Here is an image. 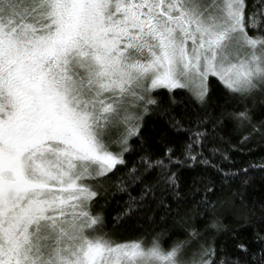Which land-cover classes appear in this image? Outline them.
<instances>
[{
    "label": "snow or ice",
    "instance_id": "1",
    "mask_svg": "<svg viewBox=\"0 0 264 264\" xmlns=\"http://www.w3.org/2000/svg\"><path fill=\"white\" fill-rule=\"evenodd\" d=\"M178 91L195 104L179 119ZM159 115L162 151L146 135ZM252 145L264 150V0H0V264H264V202L227 228L213 199V175L244 189L264 173L237 167ZM180 169L204 174L185 186ZM151 211L166 226L150 239L114 230ZM212 229L252 238L228 253Z\"/></svg>",
    "mask_w": 264,
    "mask_h": 264
},
{
    "label": "trees",
    "instance_id": "2",
    "mask_svg": "<svg viewBox=\"0 0 264 264\" xmlns=\"http://www.w3.org/2000/svg\"><path fill=\"white\" fill-rule=\"evenodd\" d=\"M217 90L213 92V102L215 111H219V107L216 106L218 104L223 103L222 96L224 95V90L222 85L216 83ZM175 104L169 105L171 112L179 119L186 116V111L195 108V104L192 101L191 97L186 91H178V94L175 96ZM167 103V101H166ZM199 110V109H197ZM168 117L166 115H159L154 116L151 119L146 118L147 120V129L146 135L149 137L150 145L158 150L162 151L163 149L158 143L159 136L162 133L168 132L170 130L167 125ZM231 127V125L229 126ZM245 155H236L235 160L237 161V167L243 166L247 167L248 163L254 164H261L264 163V160L261 157H264V150L257 145H252V152L248 154L247 148L245 149ZM126 159L129 161L130 164L134 163L138 156L135 154L126 156ZM215 163V161H213ZM176 170V169H174ZM126 171L125 169H121L120 175ZM180 177L181 182L185 185H191L192 181L195 177L199 175H203V171L201 169L197 170H184L180 169ZM212 175L211 171L208 173ZM250 175L253 177L252 181L249 185L244 188L240 189L239 184L240 180L231 181L230 184H224L221 182V178L218 175H213V179L216 183V192L213 199L219 200L223 202V206L219 208L217 212V216L219 217L222 224L227 227L231 228L234 227L240 220L242 214L246 211L244 205H252V204H259L264 202V173L259 171L252 172ZM115 179V178H113ZM241 191L244 194V201L241 203L240 199L233 197V193L236 191ZM135 195V193H133ZM165 196L167 194L165 193ZM127 200V196L123 194H117L114 198L110 199L109 203L105 205L104 212L109 221V229H112L111 218L116 216V214L120 211L121 205L124 201ZM234 201V202H233ZM171 203V201H169ZM191 205H173V208L179 212L180 215H183L184 212L187 210L188 207ZM143 219L133 218L127 220L122 225L118 226L114 230L119 233L122 239H134L140 236H144L148 239L151 238V235H154L155 232L161 230L162 227L166 225L159 223L158 217L159 213L155 211L145 212L140 214ZM150 215H156L157 222L152 223L149 222L147 217ZM215 217H210L208 221L202 223L200 226L204 227L205 224H210L212 219ZM211 234L215 235L217 240V246L224 248L228 253H233L236 251L235 246L243 240L244 243H247L248 240L252 238V231L251 229H243L240 232L233 234L230 231H220L216 232L215 229L211 230ZM246 238V239H245Z\"/></svg>",
    "mask_w": 264,
    "mask_h": 264
}]
</instances>
